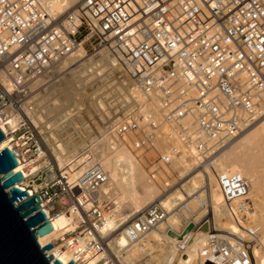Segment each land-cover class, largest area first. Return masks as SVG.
Masks as SVG:
<instances>
[{"label": "built area", "instance_id": "2783aa9c", "mask_svg": "<svg viewBox=\"0 0 264 264\" xmlns=\"http://www.w3.org/2000/svg\"><path fill=\"white\" fill-rule=\"evenodd\" d=\"M80 48L86 54L106 49L122 56L148 112L129 98L127 111L108 126L109 132L134 152L154 181L162 182L163 195L172 185L162 174L183 154L195 159L194 170L215 174L245 236L233 241L209 232L197 264H252L259 228L242 224L254 211L250 184L239 172L218 170L217 160L264 116V0H78L59 15L40 0H0V128L25 164L27 183L18 186L40 195L50 221L77 214L79 231L46 243L72 254L65 263L45 252L63 264H86L105 251L98 230L110 209L101 194L110 175L93 148L78 149L65 167L50 155L46 122H69V139L82 140L78 130L86 108L78 104L52 115L60 104L45 110L34 83ZM12 118L17 125L6 132L2 126ZM73 121L82 126L76 129ZM160 139L172 142L164 152L157 148ZM167 219V210L155 201L126 222L123 232L139 241Z\"/></svg>", "mask_w": 264, "mask_h": 264}, {"label": "bare ground", "instance_id": "6f19581e", "mask_svg": "<svg viewBox=\"0 0 264 264\" xmlns=\"http://www.w3.org/2000/svg\"><path fill=\"white\" fill-rule=\"evenodd\" d=\"M40 1L53 15L65 13L66 11L74 7L78 2V0ZM86 56L87 54L85 49L80 48L70 56L66 57V59H62L59 64L67 65V59H69V62H81ZM88 67L89 69H91L90 67L97 68L98 64L97 62H90ZM98 69L97 71H99ZM43 80L44 78L40 77L39 79H37L34 85H38ZM130 86L131 89L128 90V96L130 98L134 97L138 102L142 103V110H144V113L148 112L147 103L144 95L136 86L132 84ZM71 94H73L72 91ZM79 94L81 93L77 92L75 93V95H73L77 96ZM45 99L46 96L42 98L41 95V100L45 102V105L49 107V109H51V103L47 104ZM98 107L99 108H97V110H101L102 105L98 103ZM16 125L17 118H12V120H10L9 122V125H3L2 128L6 132H8L11 128H14ZM75 125L74 127L76 129L79 128V126ZM83 125L85 127L83 126L82 129L79 128L78 130L82 140L85 142L87 138H90L89 142H91V144L94 143L93 146L94 150L97 152V158L105 165L107 170H109L110 178L108 182L102 187L101 193L102 191H105L106 193H109L111 195L110 192H112V194L115 192L114 194L117 195L118 191H124L127 195L126 199L130 201L132 208L136 210L133 216H137V214L142 212V210L144 211L147 206H149L155 201H160L168 212V209H170L169 207L171 206V204L176 201V199L177 201L179 200V206L171 207V210L168 212V219L165 222L167 223L166 227H163L164 225L162 224L158 229L151 231L146 237L140 239L139 241L130 240L131 238L126 235L123 230L120 231L121 234L116 233V230H118L119 223H123L124 219H126L127 217H122V215L118 214L117 212H114L110 215H106V218L103 224L99 227L98 232L102 234V236L106 235L107 238L109 235L112 236L111 241L110 239L107 241L105 240V251L90 258V260L86 264H96L101 259L105 260L109 258V251L111 250L116 254L123 252L122 255L119 254L120 257H118L120 258V263L134 264L137 263L136 260L134 262V257L137 256V253L139 254L140 251L145 250V248L147 247L149 248V250H151L150 247H152V243H154L152 242V240L156 239V241L160 243L159 245H162L166 243L165 239L167 238L172 241H170L171 244L168 243L171 246L172 244H174L173 242L176 241V245L174 244V247L171 251V264H195L193 263V261L197 264V260L200 257V252L202 250L203 245L206 243L205 241L207 235L209 234V231H211V229H219L220 227L225 226L223 227L226 228L224 229V233L228 236H233L230 237L233 241H235L237 238L242 237L243 235L245 236V231L242 229L241 225L234 219L233 216H231L230 211L228 210L227 205L224 201L220 187L218 185L217 178L213 172H210V176H207L197 170V172L194 171L195 173L189 172L190 178H185L187 180L184 181L181 186L178 185L177 189H174V187L171 193L165 195L162 198L161 196L164 193H160V195L156 197L159 194V189L157 188L155 183L150 180L148 173L143 168L140 161L135 157V155L133 154L134 152L127 145L123 143H118L117 139L113 137V135H111V133L109 132L108 127L105 130H102V128L98 126L97 130H99L100 132L97 131L96 134L93 135L86 133L90 132L88 130L90 126H86L85 124ZM85 130L88 131L85 132ZM162 141L163 140L160 139L157 141V143L161 145ZM100 142H105V146H99ZM98 146L99 150H97ZM5 147H13L12 138L10 136H7L5 139L0 141V151L3 150ZM100 147L102 148L100 149ZM58 149L55 152L59 155L60 151H62L63 149ZM58 155L57 157L60 166L65 167L66 155L64 154L65 159L63 158V156H60L61 153L59 156ZM185 156L187 155L183 154L177 159L180 160L179 162H184L185 167H189L191 163H188L187 160H184L183 157ZM217 169L225 172H239L245 176V178L250 184L249 196L253 201L254 211L250 216L247 217L246 222L242 221V224L251 228H259V243H257V245H255L253 248L252 264H264V116L256 124L251 126L244 133H242L235 140H233L229 144V146L224 149V151L221 153V156L217 160ZM16 170L23 171L27 175V171L25 170V164L22 161L18 164ZM26 183L27 181L24 180L22 186ZM120 194L124 193L121 192ZM181 208L183 209V213L181 212ZM184 213H186V216L188 215V217H185L186 220H184L186 224L190 222V220L195 223L194 230L192 229L191 233H189L188 236L187 234L182 235L183 232H179L177 230L179 225H175L178 226L177 228L171 227L174 224L172 220L175 217L182 218L184 216ZM129 218H131V216ZM51 222L53 224L54 229L48 234L39 237V241L41 242V244H46L52 241L54 238L62 236L65 232L75 230L78 224L77 214L75 212H72L71 215H62L58 218H55ZM219 224L222 225L218 226ZM183 225L182 227L185 229V226ZM174 228H176L175 231L173 230ZM202 228H205V230L203 229L204 232L199 233ZM172 230V235H174V233L176 232L178 235L177 237L172 235L170 236ZM188 232L190 231H188L187 227L184 233ZM176 238L177 240H175ZM168 241L169 240H167V242ZM50 252L54 253L56 256L61 258L65 263L68 262L70 258H72V254L70 252L60 253L55 247L52 248ZM103 264L107 263L103 262Z\"/></svg>", "mask_w": 264, "mask_h": 264}, {"label": "rangeland", "instance_id": "374dc122", "mask_svg": "<svg viewBox=\"0 0 264 264\" xmlns=\"http://www.w3.org/2000/svg\"><path fill=\"white\" fill-rule=\"evenodd\" d=\"M64 59H66V58H64ZM59 62H57L52 68H50V70L45 74V76H42L44 78V80L41 83L34 86L35 90H37V93L40 94L39 96L42 95V98L44 96H46V99H45L46 103L47 104L51 103L52 108H54V103L60 104L59 108H57V110H54V112L51 113L52 115L60 116V113H63L64 111H67L74 106L81 105V106L86 108L85 109L86 112H85V116H84V122H87V123L83 122V124L90 126L88 128V130L90 132L92 131L93 135H94V134H96L97 131H99V130H97L98 126H100L102 128V130H105L108 126H110V124L112 122L117 120L118 117H122L123 114L127 111L126 109L128 108V106H127L126 100H128L130 98L128 96V90L131 89V86H130L131 83L129 81V74H128L126 65L124 64V61H123L122 56L120 54L119 55L114 54V53H111L110 51L104 49V50H101L96 55L87 54V56L81 62H75V61L69 62V59H67V62H68L67 65L59 64ZM90 62H92V63L97 62L98 67L97 68L90 67L91 69H89L88 66H89ZM82 63H84V64H82ZM86 66H87V68H86ZM97 69L99 71H97ZM71 91L73 92L74 95L77 92H80L81 94L74 96L73 94H71ZM42 103H45V102L42 101ZM98 103H100L102 105L101 110H97V108H99ZM45 110H50V109H49V107H46ZM95 122H97V123H95ZM46 123H47L46 126H47V130L49 131V134H48V137L45 138V140H44L46 143L45 145L48 148L50 155L53 156L55 158V160H57V162H58V157H57L58 154H56L55 151L59 147H61V148H59L58 150L63 149L62 151H60L61 155H60V153H59V155L63 156V158L66 155L65 156L66 159L69 158L70 155H73L76 152H78V149H81V148H90V149L93 148L94 149V146H93L94 143L91 144V142H89L90 138H87L85 142L83 140L72 141L71 139H69V136H68L70 134L69 122H63L60 119H57L56 121L51 120V121H47ZM98 123H99V125H98ZM73 124L74 125L76 124L75 126H82L81 123H77L75 121H73ZM104 138H106V137H104ZM162 140L163 141L161 142V145H159L157 143V146H158L157 148L159 151L164 152L170 148V146L172 145V142L168 139H162ZM71 141H72V147L70 145L71 149H70V153H69V142H71ZM101 142H100L99 146L104 147L105 142H103V143H101ZM56 143H57V145H56ZM51 144H53V145H51ZM55 145H56V147L59 145L57 147V149H56ZM99 146H98L97 150H99ZM102 147H100V149ZM72 148H75V149H72ZM93 153L97 154V152L95 150L93 151ZM135 157H136V155H135ZM183 158H184V160H187L188 163H191V165H190L191 167L190 166L185 167L184 162H179L180 160L176 159L168 167V170H166V172L162 174V177H161L162 179H169L170 180V184L172 185L170 192H172L174 187H175L174 189H177L178 185L181 186L182 183H184V181H186L187 179L190 178L189 174L196 171V170H194L195 169L194 168L195 163H196L194 158L189 157V155H187ZM141 165L143 166L142 163H141ZM143 168H144V166H143ZM146 172H147V170H146ZM149 177H150V180H152L155 183V185L157 186V188L159 189V194L156 196V197H158L160 195V193H162L163 190L166 189V187L163 185L162 186L160 185V184H162L161 181L159 182L160 183L159 184L156 181H154L150 175H149ZM185 178H187V179H185ZM121 192L125 194V198H124V194H120ZM110 193L113 197L109 193H106L105 191H102V193H101L102 195H105L109 199L107 204H106V205H108V207H110V209L108 210L109 213L107 215H110L114 212H117L118 214L122 215V217H127L126 219H124L123 223L122 222L119 223L118 230H116V233L121 234L120 231L123 230L124 224L126 222L130 221V219H132V217L136 216V215L133 216L134 212L136 210L132 208L130 201L128 199H126L127 195L124 191H118L117 195L114 194L115 192L113 193L114 195L112 194V192H110ZM165 195H162L161 198L164 197ZM116 197L119 199V201ZM120 197H122V198H120ZM171 202H173V201H171ZM178 204H179V200L177 201V199H176V201H174L171 204V206L169 207L170 209H168V212L171 210V207H176V206L178 207L179 206ZM165 206H166V204H165ZM182 208H183V206H182ZM182 208H181V212L183 211ZM142 212H143V210H142ZM142 212H140L139 214H142ZM139 214H137V215H139ZM130 216H131V218H129ZM185 217H188V215L186 216V213H184V216L182 218L175 217L173 219L174 221L172 220V222H174V224L172 223L173 226H171V227L177 228L178 226H175V225H179L177 230L179 232L180 231L183 232L182 235L187 234V236H188L189 233H191V231H192L191 230L188 233H184L186 228L188 227V224L192 223L194 225L195 223L192 220H190V222H188L186 224L184 222V220H186ZM179 222H180V224H179ZM166 224L167 223L163 224L164 225L163 227H166ZM181 224L182 225L185 224V225H183V226H185V229L182 227ZM221 225L222 224H219L218 226H221ZM223 227H225V226H223ZM223 227H220L219 229L218 228L217 229H211V231H209V232H213V230H215V232L218 233L219 236L226 235L224 233V231H225L224 229H226V228H223ZM176 228H174L173 230L175 231ZM180 228H183V229H180ZM194 228H195V225L193 227V230H194ZM203 229L205 230V228H202L199 233L204 232ZM76 230L79 231V229H76ZM173 230H172L170 236L172 235ZM172 236L177 237L178 235L175 232L174 235H172ZM104 237H106L105 238L106 241L109 239L111 241L112 236L109 235L107 238V236L105 235ZM227 237H229V239H231L230 237H233V236L230 235ZM165 240H166L165 241L166 243L162 244V245H159L160 243H158L156 241V239L152 240V242H154V243H152L153 245H152V247H150L151 250H149V248L147 247V248H145V250L140 251L139 254L137 253V256L134 257L135 258L134 262L136 260L137 263H134V264H171V261H170L171 260L170 258L172 257L171 251H172V248L174 247V244L176 245V241L173 240L174 244H172V246H171L170 244L172 241L168 238ZM167 240H169V241L167 242ZM175 240H177V238ZM168 243H170V244H168ZM122 253L116 254L115 252H112V250L109 251L110 260H112V261H110L109 264H122V263H120L121 262L120 258H118V257H120L119 254L122 255ZM193 263L196 264V262H194V261H193Z\"/></svg>", "mask_w": 264, "mask_h": 264}, {"label": "water", "instance_id": "95a60500", "mask_svg": "<svg viewBox=\"0 0 264 264\" xmlns=\"http://www.w3.org/2000/svg\"><path fill=\"white\" fill-rule=\"evenodd\" d=\"M5 138L0 128V141ZM18 164L12 149L0 151V264H63L53 254L46 255L53 244L42 246L39 241L54 229L53 224L41 208L40 195H30L18 186L25 178L22 171H15ZM193 227L190 224L188 231Z\"/></svg>", "mask_w": 264, "mask_h": 264}]
</instances>
